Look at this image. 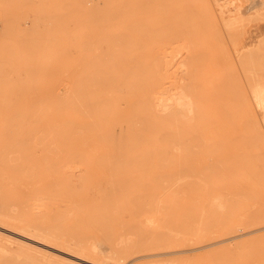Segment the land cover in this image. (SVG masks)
Listing matches in <instances>:
<instances>
[{
  "label": "rangeland",
  "instance_id": "374dc122",
  "mask_svg": "<svg viewBox=\"0 0 264 264\" xmlns=\"http://www.w3.org/2000/svg\"><path fill=\"white\" fill-rule=\"evenodd\" d=\"M0 193V264H264V0H0Z\"/></svg>",
  "mask_w": 264,
  "mask_h": 264
},
{
  "label": "bare ground",
  "instance_id": "6f19581e",
  "mask_svg": "<svg viewBox=\"0 0 264 264\" xmlns=\"http://www.w3.org/2000/svg\"><path fill=\"white\" fill-rule=\"evenodd\" d=\"M180 100H178L179 102ZM181 102V101H180ZM179 102V104H180ZM183 102V101H182ZM178 104V105H179ZM184 104V103H183ZM181 103V106L183 105ZM180 107V106H179ZM185 107V106H184ZM181 109V108H180ZM186 110V109H185ZM187 115V114H186ZM177 133V131H176ZM5 197L2 196V194L0 193V222L3 221V219L8 215V211H7V208H6V204H5V200L3 199ZM213 201V200H212ZM208 202V201H207ZM215 203V202H214ZM201 232V231H200Z\"/></svg>",
  "mask_w": 264,
  "mask_h": 264
}]
</instances>
